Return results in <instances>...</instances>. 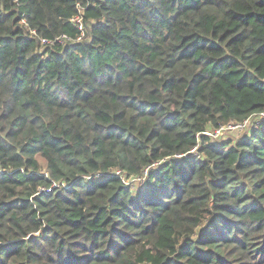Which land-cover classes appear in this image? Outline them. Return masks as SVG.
Instances as JSON below:
<instances>
[{
    "label": "trees",
    "instance_id": "16d2710c",
    "mask_svg": "<svg viewBox=\"0 0 264 264\" xmlns=\"http://www.w3.org/2000/svg\"><path fill=\"white\" fill-rule=\"evenodd\" d=\"M263 113L264 0H0V264H264Z\"/></svg>",
    "mask_w": 264,
    "mask_h": 264
},
{
    "label": "built area",
    "instance_id": "2783aa9c",
    "mask_svg": "<svg viewBox=\"0 0 264 264\" xmlns=\"http://www.w3.org/2000/svg\"><path fill=\"white\" fill-rule=\"evenodd\" d=\"M80 20H81L80 18L76 19V21H80ZM262 115L264 116V113ZM247 124H248V121H245L243 124H237V125L230 124L227 127L220 128L215 133H212V132H205V133L213 138H216V137L222 136V133L227 130H234V129L243 130L245 129V127H247ZM140 180H142V178L139 179V181Z\"/></svg>",
    "mask_w": 264,
    "mask_h": 264
},
{
    "label": "rangeland",
    "instance_id": "374dc122",
    "mask_svg": "<svg viewBox=\"0 0 264 264\" xmlns=\"http://www.w3.org/2000/svg\"><path fill=\"white\" fill-rule=\"evenodd\" d=\"M232 131H233V133H235L234 131H242V130L234 129V130H232ZM242 132H244V131H242ZM222 136H232V134H229V132L224 131V132L222 133Z\"/></svg>",
    "mask_w": 264,
    "mask_h": 264
}]
</instances>
